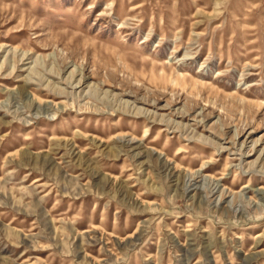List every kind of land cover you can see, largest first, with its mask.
Listing matches in <instances>:
<instances>
[{
  "label": "rangeland",
  "instance_id": "obj_1",
  "mask_svg": "<svg viewBox=\"0 0 264 264\" xmlns=\"http://www.w3.org/2000/svg\"><path fill=\"white\" fill-rule=\"evenodd\" d=\"M263 162L264 0H0V264H264Z\"/></svg>",
  "mask_w": 264,
  "mask_h": 264
},
{
  "label": "bare ground",
  "instance_id": "obj_2",
  "mask_svg": "<svg viewBox=\"0 0 264 264\" xmlns=\"http://www.w3.org/2000/svg\"><path fill=\"white\" fill-rule=\"evenodd\" d=\"M23 56V55H22ZM27 59V58H26ZM73 78V77H72ZM74 82H77V84H76V86L75 87H73V88H80L84 83H85V79H84V77L82 78L81 77V79L80 80H74ZM73 82V83H74ZM72 84V83H71ZM54 86V85H53ZM92 88H94V86H92ZM95 89H93V91H94ZM126 104V103H125ZM130 108V107H129ZM125 109H126V107H125ZM115 111H118V110H115ZM123 112V111H122ZM130 114H131V116H133V117H138L141 113L143 114L144 113V115L146 116V118L148 119V120H150V122H153V123H157L158 122V118L156 117V114H151L150 112H148V110L145 112V111H143L142 109H140V108H131V111H128ZM125 113V112H124ZM147 113V114H146ZM127 114V113H126ZM179 114H181V113H179ZM183 116L181 115V117H180V119H182V118H184L185 117V113L183 112ZM141 116H143V115H140V117ZM167 118V117H166ZM166 120V119H165ZM161 122V123H160ZM166 122V124H167V126H174L173 124V122H170V121H165ZM163 123V117H160V120H159V124H162ZM163 125V124H162ZM179 125H181L180 124V122H179V124L177 123L174 127H173V130L174 129H178L179 128ZM183 126V125H182ZM181 127V126H180ZM182 129H183V127H182ZM182 131V130H181ZM116 138H118L119 140L121 139V141L123 142V144H125L126 143V145L128 146L130 143H132V141L130 142V141H126L125 139H124V137H121V136H116ZM115 140V139H114ZM135 140V139H134ZM251 152V151H250ZM259 161V163H260V159H257L254 163H251L250 164V166H253V164H255V163H257ZM261 165H264V162L261 164ZM214 181H216V180H214ZM216 188V187H215ZM244 188H246V186H244ZM243 188V189H244ZM259 190H263L264 191V188H260ZM221 198H223V200H224V198H225V194L223 193L222 195H221ZM225 201V200H224ZM257 238H259V237H257ZM256 239V238H255ZM262 253V252H261ZM259 255H261L260 253H258L257 255H255L254 257H258Z\"/></svg>",
  "mask_w": 264,
  "mask_h": 264
}]
</instances>
